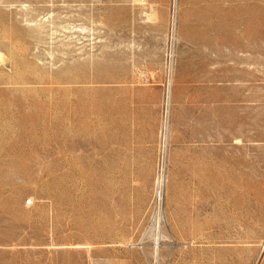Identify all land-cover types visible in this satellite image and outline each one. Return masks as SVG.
Here are the masks:
<instances>
[{
	"label": "rangeland",
	"instance_id": "rangeland-1",
	"mask_svg": "<svg viewBox=\"0 0 264 264\" xmlns=\"http://www.w3.org/2000/svg\"><path fill=\"white\" fill-rule=\"evenodd\" d=\"M172 2L0 0V264H264V0Z\"/></svg>",
	"mask_w": 264,
	"mask_h": 264
},
{
	"label": "bare ground",
	"instance_id": "bare-ground-1",
	"mask_svg": "<svg viewBox=\"0 0 264 264\" xmlns=\"http://www.w3.org/2000/svg\"><path fill=\"white\" fill-rule=\"evenodd\" d=\"M177 7H178L177 0H173L172 8H171V14H170V24H171L173 30H174V27L177 24ZM171 54H172V51H171ZM171 70H172V62L170 61V63H169V72L170 73L172 72ZM172 82H173V79H171V76L169 75V82H168L167 92H166V95H165L166 96V99H165L166 101L164 103L165 104V112H164L163 119H162L161 140H160V150L162 152V159H160V160H162V162H164V160H165V156H164L165 152L168 151L169 135H170V132H171L170 131V127H169V123H168V115H169V99H170V94H171L170 93V89H171V86H172ZM164 181H165L164 175H162V174L160 175L159 174V176L157 178V181H156L157 184H158V187L162 186ZM161 201H162V198H161V194L159 193V197L157 198V201H156L155 218H154L156 223H157V225H158V227L161 226L160 223H162V221H164V217H165ZM159 234H160V232L158 233V235ZM161 234H162V232H161ZM162 236H164V235H161L160 239L162 238ZM152 237H155V236H152ZM164 239H165V237H164ZM155 244H159L158 238H157V242Z\"/></svg>",
	"mask_w": 264,
	"mask_h": 264
}]
</instances>
